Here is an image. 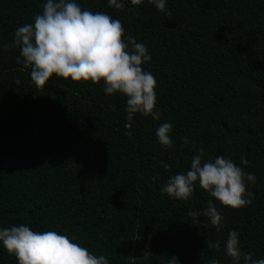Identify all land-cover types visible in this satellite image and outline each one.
I'll return each instance as SVG.
<instances>
[{
	"label": "trees",
	"instance_id": "obj_1",
	"mask_svg": "<svg viewBox=\"0 0 264 264\" xmlns=\"http://www.w3.org/2000/svg\"><path fill=\"white\" fill-rule=\"evenodd\" d=\"M45 2L0 0V228L56 231L109 264H232L224 242L237 230L241 251L264 258V0H166L170 15L147 0L120 9L75 0L119 19L151 56L142 68L156 80L160 118L137 114L127 129L125 98L106 95L102 82L53 75L37 88L16 62L14 31ZM162 122L173 126L171 148L157 141ZM200 147L257 177L248 206L214 201L220 231L188 215L213 199L202 189L189 201L160 191ZM0 264L17 261L0 247Z\"/></svg>",
	"mask_w": 264,
	"mask_h": 264
},
{
	"label": "clouds",
	"instance_id": "obj_2",
	"mask_svg": "<svg viewBox=\"0 0 264 264\" xmlns=\"http://www.w3.org/2000/svg\"><path fill=\"white\" fill-rule=\"evenodd\" d=\"M132 5L144 0H129ZM158 12L170 15L166 0H147ZM110 7L120 9L123 0H107ZM12 46L19 49L16 62L30 69L29 76L37 88L43 87L53 75L64 80L102 82L106 95H121L125 98L126 123L130 128L137 114L151 115L159 120L156 105V80L142 68L150 61L147 47L126 35L119 19L104 12L82 10L75 0H46L42 11L35 15L34 22L18 26L14 31ZM4 50L9 45L5 44ZM172 124L162 122L156 128L158 143L166 148L173 147L170 138ZM129 134H131L129 132ZM182 139V144L189 142ZM241 164H246L243 158ZM164 168L169 165L163 164ZM156 177H153L155 181ZM253 173L244 172L230 158L208 156L205 149H196L190 167L184 173L169 176L160 191L169 198L189 201L195 188L202 189L211 198L203 211L189 210L188 215L208 218L216 231L223 227V216L215 202L221 206L239 209L251 204L252 193L247 184L256 183ZM0 247L17 264H109L104 255H94L73 239L56 231H34L26 224L0 228ZM212 247L220 248L219 242ZM224 253L232 264H264V258L253 259L239 246V232L230 230L224 242ZM166 264H180L172 256ZM217 264V261H209Z\"/></svg>",
	"mask_w": 264,
	"mask_h": 264
},
{
	"label": "rangeland",
	"instance_id": "obj_3",
	"mask_svg": "<svg viewBox=\"0 0 264 264\" xmlns=\"http://www.w3.org/2000/svg\"><path fill=\"white\" fill-rule=\"evenodd\" d=\"M135 251H136L135 248H133L132 254H134Z\"/></svg>",
	"mask_w": 264,
	"mask_h": 264
}]
</instances>
